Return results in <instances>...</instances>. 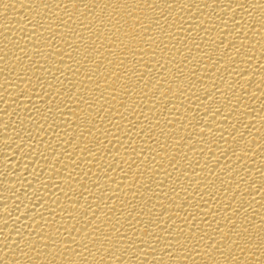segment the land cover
<instances>
[{
	"label": "bare ground",
	"instance_id": "1",
	"mask_svg": "<svg viewBox=\"0 0 264 264\" xmlns=\"http://www.w3.org/2000/svg\"><path fill=\"white\" fill-rule=\"evenodd\" d=\"M0 264H264V0H0Z\"/></svg>",
	"mask_w": 264,
	"mask_h": 264
}]
</instances>
